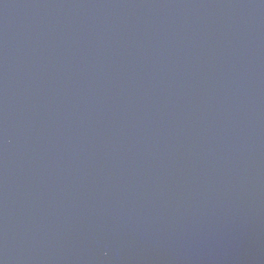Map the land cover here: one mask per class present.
Here are the masks:
<instances>
[{"label":"water","instance_id":"95a60500","mask_svg":"<svg viewBox=\"0 0 264 264\" xmlns=\"http://www.w3.org/2000/svg\"><path fill=\"white\" fill-rule=\"evenodd\" d=\"M0 264H264V0H0Z\"/></svg>","mask_w":264,"mask_h":264}]
</instances>
